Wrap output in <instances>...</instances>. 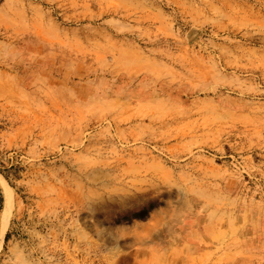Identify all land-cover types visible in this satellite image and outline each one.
Here are the masks:
<instances>
[{
	"label": "rangeland",
	"instance_id": "1",
	"mask_svg": "<svg viewBox=\"0 0 264 264\" xmlns=\"http://www.w3.org/2000/svg\"><path fill=\"white\" fill-rule=\"evenodd\" d=\"M0 264H264V0H0Z\"/></svg>",
	"mask_w": 264,
	"mask_h": 264
},
{
	"label": "bare ground",
	"instance_id": "2",
	"mask_svg": "<svg viewBox=\"0 0 264 264\" xmlns=\"http://www.w3.org/2000/svg\"><path fill=\"white\" fill-rule=\"evenodd\" d=\"M7 205L10 203V195H9V193H7Z\"/></svg>",
	"mask_w": 264,
	"mask_h": 264
}]
</instances>
